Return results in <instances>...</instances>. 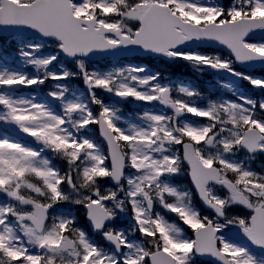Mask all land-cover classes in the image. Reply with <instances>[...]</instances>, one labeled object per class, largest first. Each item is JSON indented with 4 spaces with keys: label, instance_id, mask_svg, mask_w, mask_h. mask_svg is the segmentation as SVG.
Masks as SVG:
<instances>
[{
    "label": "snow or ice",
    "instance_id": "obj_1",
    "mask_svg": "<svg viewBox=\"0 0 264 264\" xmlns=\"http://www.w3.org/2000/svg\"><path fill=\"white\" fill-rule=\"evenodd\" d=\"M0 28V264H264V75L237 67L264 0H0Z\"/></svg>",
    "mask_w": 264,
    "mask_h": 264
},
{
    "label": "rangeland",
    "instance_id": "obj_2",
    "mask_svg": "<svg viewBox=\"0 0 264 264\" xmlns=\"http://www.w3.org/2000/svg\"><path fill=\"white\" fill-rule=\"evenodd\" d=\"M47 83H49V82H47ZM75 84V83H74ZM50 86H52V84H50Z\"/></svg>",
    "mask_w": 264,
    "mask_h": 264
}]
</instances>
